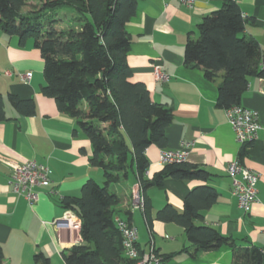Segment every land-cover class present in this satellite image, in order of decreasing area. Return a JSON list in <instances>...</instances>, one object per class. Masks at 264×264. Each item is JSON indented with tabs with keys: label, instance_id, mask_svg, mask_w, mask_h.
Wrapping results in <instances>:
<instances>
[{
	"label": "crops",
	"instance_id": "1",
	"mask_svg": "<svg viewBox=\"0 0 264 264\" xmlns=\"http://www.w3.org/2000/svg\"><path fill=\"white\" fill-rule=\"evenodd\" d=\"M234 1L248 20L244 35L258 41L264 61V0ZM33 2L30 0L29 4ZM222 5L218 0H195L193 7L178 0H142L136 16L127 25L132 38L127 61L133 81L143 82L152 100L173 113V121L166 129L167 150L185 151V163L211 174L207 181L171 178L161 187L148 189L151 228L144 213L132 209V194L140 189L137 176L132 173L133 176L130 174L111 187L121 199L116 217L126 219L131 212L130 223L138 230L140 249L147 251L153 240L164 264H233L230 246L192 257L195 247L188 241L184 228L155 218L167 205L183 212L186 197L201 186L216 189L218 200L197 225L215 228L239 247L264 248V78H250L242 97L240 106L257 113L261 125L259 139L242 145L236 139L228 111L217 107L218 87L224 74L210 81L201 69L184 65L188 36L197 38L202 20ZM56 19L60 21L59 28H69L73 13L61 12ZM155 66L169 76L168 81L156 79ZM27 73L33 74L30 82L22 79ZM44 85V61L34 40L21 46L18 36H8L0 30V96L8 116L7 121L0 122V247L4 253L1 264H36L35 256L40 253L49 258L50 264H66L64 253L81 244L82 238L80 232H60L55 227L54 222L66 212L61 201L65 197H80L89 180H105L103 171L90 164V140L78 128L75 118L60 111L53 98L42 94ZM10 95L33 99L36 114H20L12 107ZM244 150L246 154L241 156ZM160 151L157 146L146 150L150 162L146 177L150 180L164 169ZM235 160L259 176L257 202L248 213L239 208L227 173ZM29 161L46 165L52 181L49 187L37 189L40 199L33 206L16 195L10 183L13 169ZM169 256L172 257L166 259Z\"/></svg>",
	"mask_w": 264,
	"mask_h": 264
},
{
	"label": "trees",
	"instance_id": "2",
	"mask_svg": "<svg viewBox=\"0 0 264 264\" xmlns=\"http://www.w3.org/2000/svg\"><path fill=\"white\" fill-rule=\"evenodd\" d=\"M36 1V6L26 11L30 0H0V30L8 36H18L21 46L34 40L44 61L42 94L53 98L60 111L77 120L78 128L92 145L90 164L100 168L105 179L103 185L89 180L80 197H65L61 201L64 209L73 211L82 223V242L64 253L65 262L132 264L125 256L115 223L121 199L111 187L128 179L131 173L137 176L145 199L144 215L151 228L148 189L161 187L171 178L207 181L211 174L183 162L165 166L152 180L146 177L150 166L146 150L151 146L167 149L166 129L173 121V113L152 100L143 82L133 81L134 74L128 65L132 38L127 25L136 16L142 0ZM218 1L223 3L222 7L202 20L198 37L188 36L184 65L201 69L210 81L223 73L217 107L229 110L241 105L250 78H264V61L258 41L244 35L248 20L237 2ZM60 10L73 13L74 25L58 27L60 21L54 16ZM9 101L24 116L36 114L33 99L10 95ZM7 120L0 96V122ZM245 154L244 150L241 156ZM217 200L218 192L213 187H197L186 197L183 212L167 205L155 218L184 228L188 241L195 247L192 257L230 246L233 264H264L262 249L239 247L215 228L197 225ZM130 213L125 219L128 222ZM3 259L0 247V264ZM35 263L50 264V260L40 253L35 256Z\"/></svg>",
	"mask_w": 264,
	"mask_h": 264
},
{
	"label": "built area",
	"instance_id": "3",
	"mask_svg": "<svg viewBox=\"0 0 264 264\" xmlns=\"http://www.w3.org/2000/svg\"><path fill=\"white\" fill-rule=\"evenodd\" d=\"M182 4L193 7L195 0H178ZM154 75L157 80L166 82L169 76L161 67H154ZM32 73L22 75V79L30 82ZM228 111L229 122L234 130L237 141L242 145L253 144L259 139L261 125L258 114L242 106H235ZM186 144H183L185 146ZM186 153L183 150L172 151L162 149L160 151V164L162 166L180 164L185 162ZM227 173L232 179L233 195L238 200L239 208L248 213L253 204L257 202V184L259 176L249 168L245 167L240 160L232 162ZM10 183L16 195L23 197L30 206L36 204L40 199L38 188L49 187L52 183L50 171L46 165L39 164L36 161H29L16 166L10 176ZM140 188V184H139ZM141 189L132 194V209L140 210L144 213L145 199ZM115 223L122 237V247L125 256L132 261V264H164V260L158 255L154 248V242L147 251L140 249L138 244V230L130 222L121 217L115 218ZM81 220L71 210H66L62 219L54 222L58 231L71 230L81 231ZM264 255V248L262 249Z\"/></svg>",
	"mask_w": 264,
	"mask_h": 264
},
{
	"label": "rangeland",
	"instance_id": "4",
	"mask_svg": "<svg viewBox=\"0 0 264 264\" xmlns=\"http://www.w3.org/2000/svg\"><path fill=\"white\" fill-rule=\"evenodd\" d=\"M31 1H32V0H31ZM37 3H38V2H37L36 0H34V2L31 3V4L29 5V8H26V10H29L30 8L36 6ZM61 12H67V13H69V12H71V11H69V10H63V11H62V10H60V11L57 12V14H56L54 17L57 18V16L60 15ZM61 16H62V15H61ZM62 19H63V18H62ZM68 25H74L73 21H72V20H71V21H68ZM129 176H130V175H129ZM131 176H133L132 173H131ZM99 184H100V185H103V182H100Z\"/></svg>",
	"mask_w": 264,
	"mask_h": 264
}]
</instances>
